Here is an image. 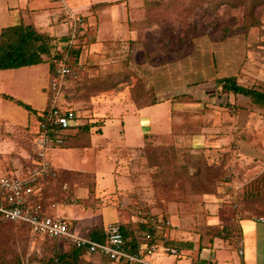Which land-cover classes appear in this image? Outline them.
Returning a JSON list of instances; mask_svg holds the SVG:
<instances>
[{
  "label": "crops",
  "instance_id": "crops-1",
  "mask_svg": "<svg viewBox=\"0 0 264 264\" xmlns=\"http://www.w3.org/2000/svg\"><path fill=\"white\" fill-rule=\"evenodd\" d=\"M175 1H180V6L184 5L181 0H0V33L5 27L25 23L33 25L39 31L49 33L55 43L59 42L61 48L69 40L68 27L64 24V20L67 11L71 10L84 16L86 31L93 34L92 41L87 42L82 39V44L78 46L80 60L84 55L83 64L86 66V73L71 87L70 101L77 111L78 125L98 123L95 124L96 129L91 126L90 131H78L74 128L70 132L72 139L67 147L79 150L84 166L76 168L54 165L58 170L66 171V176L73 183V191L80 196V202L89 207H98L109 203V199L104 195L119 199L121 203L118 206L121 207V204L126 203L125 208L121 207L126 211L119 212L120 216L113 222L123 224H134L137 219L143 217L130 208L138 202H143L153 213L169 217L171 224L159 225L154 240L159 244L177 247L180 253L178 256L156 255L154 259L158 263L206 264L212 261L213 264H264V220L260 219L264 217L243 212L240 215L230 203L231 197L227 187L203 194L190 193L182 199L174 200L162 195L160 198L154 196L150 180L147 178L137 180L132 177L130 171H133V167L127 170L128 166L125 164L128 160L120 156L125 148L141 150L148 142L150 143L151 137L153 139L156 135L167 134L172 130L174 125L172 101L169 100L171 96H166L165 93L175 86L173 82L175 79L170 78L169 75L170 70L173 68L179 70L185 63L187 64L183 69L187 68L188 74L192 75L193 79H199L200 74L204 76L197 81L199 85L208 82V87H199L200 92L206 94L207 101L204 102L208 103V106L226 110L228 114L225 118L237 120L240 127L244 128L248 126H244L243 123L248 125L250 120L253 121L256 117L252 112L257 106L247 96L233 94L235 99L237 98L234 104L231 100H222L223 94H220L219 90L222 87L220 80L231 76L237 77L238 83L249 85L243 77V69L246 65L250 66L247 69L254 68V61H257L252 60L255 54L254 52L253 55L250 54L249 49L250 44L258 45L251 43L249 31L244 34L229 35L224 39H219L212 33L194 36L192 51L183 55L184 57L181 54L176 60L147 57L142 41L155 39L152 37L161 26L158 20L162 19V17L158 18V14L161 11H169L170 3ZM180 6L178 5V9H181ZM184 8L185 6H182V9ZM263 42L264 40H261L259 44ZM257 47L258 50L255 52L260 50L261 54H264V45ZM161 54L157 56L161 57ZM189 62H193V66L188 67ZM195 65L198 67L195 68ZM51 71L50 65L45 86L46 103L42 110L48 104L47 89ZM217 71L221 73L216 74ZM259 72L262 78L260 80L254 75V83H264V68L259 67L257 74ZM130 74L132 77L138 76L145 86L144 101L141 102L143 108L135 109L136 112L129 111V103H131L129 99L125 100L118 95L120 91L127 97L128 89L137 84L131 76L128 78ZM183 74L187 78V73H181V76ZM177 78H180V75ZM187 83L190 82L187 80ZM212 87L218 93L214 97H212ZM175 95H180L182 99H190V96L183 92ZM89 107L92 108V112L88 111ZM215 112H219L220 115L212 117L213 120L220 121L222 111L215 109ZM158 114L162 120L164 118L165 128H162L161 122L156 121ZM38 125L28 126L30 129L28 131L34 130L33 133L36 135ZM158 125L159 129L153 128ZM145 127H148V130L143 131ZM206 134H209L208 131H204V135H200L199 139L204 141ZM222 140L227 141L225 138ZM223 143L227 145V142ZM114 147L119 148L116 153ZM219 148L216 147V150L218 151ZM33 156L32 152L26 166L23 160L19 165L9 166L10 174H24L30 166L29 163L32 164ZM89 180L94 182L92 183L94 185ZM91 185L94 186L93 192ZM229 185L230 182L221 186ZM100 189L104 191L102 194ZM70 195L73 194L70 192ZM64 198L57 204L53 203L56 206L52 207V204L50 212L66 216L70 220L67 212L60 214L55 210L61 204L69 202ZM98 198L107 199V202L98 203ZM71 223L70 220V226ZM231 226L237 229L235 233H231ZM99 227L93 226L89 229ZM148 227L152 229L150 224ZM240 249L243 250L242 253Z\"/></svg>",
  "mask_w": 264,
  "mask_h": 264
},
{
  "label": "rangeland",
  "instance_id": "rangeland-1",
  "mask_svg": "<svg viewBox=\"0 0 264 264\" xmlns=\"http://www.w3.org/2000/svg\"><path fill=\"white\" fill-rule=\"evenodd\" d=\"M181 1L184 2L182 5L185 6L184 9L180 6V1H175L170 3L169 11H161L158 14V18L162 17V19L158 20L161 26L158 27V30H154L156 35L152 38L155 39L148 40V42L142 41V47L149 59L158 58L160 60L161 58L171 61L176 60L181 54V56L188 54L189 51H192L193 44L192 41L189 42L190 38L188 37L201 35L203 31H211L218 38L224 34L229 36L249 31L251 43L264 45V42L259 44L261 40H264V2L256 5L252 0H227L228 5L219 6L217 9L212 8L210 12L206 10V14L201 20H193V16H190L186 21L185 29H183L178 16L192 12L190 4L187 6L188 3H192V0ZM219 1L212 0V5ZM178 5L181 9H178ZM4 23L6 24V22ZM225 28H228V31H225ZM67 33H69L68 28ZM48 42L55 45L52 48V53H58L59 42L55 43L52 36ZM258 45L250 44L249 49L250 54L253 55V52L255 54L252 60L256 59L257 61H254V68L247 69L250 66L246 65L243 69V77L247 80L248 86L254 83L255 76L260 80L262 78L261 72L257 74V71L259 67L264 68V54H261L260 50L255 52L258 50ZM160 54L161 57L157 56ZM49 57L53 58V56L47 55L46 59ZM83 57L80 60L81 63L84 62ZM199 62L201 63V61ZM191 66H193V62H189L188 67ZM183 67L179 70L176 68L170 70L169 75L170 78L175 79L173 80L175 86L165 93L166 96H171L169 100L172 101L174 124L172 130L167 134L156 135L153 139L151 137L150 143L148 142L141 150L135 151L127 148L122 150L120 156L128 160V163L125 164L128 166L127 170H131L133 167V171L130 172H132V177L137 180L142 178L150 180L154 196L160 198L167 196L174 200L182 199L190 193L203 194L206 191H216L227 187L231 197L230 203L234 209L240 208L244 214L264 217V109L257 106L258 108L256 107L252 112L256 114L254 120H250L248 125L243 123L248 128L240 127L237 120L225 118V115L228 114L226 110L208 106V103L204 102L207 101V97L205 93L200 92L199 87H208V82L202 85L197 82L204 76L200 74L199 79H193V76L188 74L187 68L183 69ZM49 68V61H45L24 68L0 71V177L10 174L9 166L19 165L21 160L25 161V166L29 162L35 133H33L34 130L28 131L30 130L28 126L36 127L38 125V114L45 106V86ZM184 72L187 73V78L184 77V74L181 76V73ZM219 72L215 73L219 74ZM179 75L180 78H177ZM130 76L134 81H137V84L135 83L133 88L128 89L127 97L124 96V92L120 91L118 95L125 100L129 99L131 102L129 111L136 112L143 108L141 102L144 101L145 86L138 76L132 77L130 74L128 78ZM206 76L208 78V75ZM187 80L190 83H187ZM219 90L220 94H223L222 100H231L235 104L237 98L235 99L234 92L228 94L224 91L223 86ZM178 92L186 93L190 99H182L180 95H175ZM212 94L214 97L218 93L213 90ZM14 98L21 100L22 103ZM167 103L169 102L167 101ZM26 104H30L31 109ZM184 109L186 110L183 111ZM215 109L222 111L220 121L212 118L220 115L219 112H215ZM88 111L92 112V108L89 107ZM156 121L161 122L162 128H165L166 122L159 114ZM97 123H93L92 128L96 129ZM153 128L159 129V125L153 126ZM146 129L148 130V127L143 128V131ZM204 131H208L209 134H206V139L201 141L199 136L204 135ZM241 132L243 133L241 134ZM223 138L227 141L222 140ZM221 140L227 142V145L222 144ZM216 147H220L218 151ZM117 149L119 148H113L115 153ZM79 154V150L73 147L50 148V158L55 166L80 168L84 165ZM228 182H230L229 186H221ZM54 188L50 191L51 193L59 194L61 192L59 186L56 190ZM99 191L101 194L104 192L103 189ZM248 192H250L249 198L247 195L245 196ZM72 197L79 202L70 200L55 210L60 214L68 213L72 221L71 228L78 234H88L89 228L93 226L104 227L115 221L120 216L119 212L126 211L118 206L121 203L119 199H114L112 196L104 195L109 199V203L98 207L86 206L80 202L78 194H73ZM124 205L127 206L126 203ZM51 245L53 243H49L46 239L34 238L24 225L0 221V264H40L42 257H48L52 251H55ZM85 261L84 264H117V262H106V256L100 254L87 255Z\"/></svg>",
  "mask_w": 264,
  "mask_h": 264
},
{
  "label": "built area",
  "instance_id": "built-area-1",
  "mask_svg": "<svg viewBox=\"0 0 264 264\" xmlns=\"http://www.w3.org/2000/svg\"><path fill=\"white\" fill-rule=\"evenodd\" d=\"M64 24L69 28V41L59 49L57 54L61 58L56 60V67L50 75L48 107L39 113L38 130L32 146L34 159L24 174L0 177V220L29 224L34 238L65 241L88 253L123 260L128 264H161L155 261L156 255L178 256L180 253L177 247L159 244L154 240L159 225L168 226L171 219L163 214L153 213L143 202L131 205L130 208L142 215L152 229L137 236L138 241L133 249L124 237L121 223L107 225L106 241H98L88 234L74 232L66 216L48 213L42 203L37 201L45 181L59 177V170L50 158V148L63 145L68 134L78 125L77 111L68 96L71 95L70 88L85 75L86 66L80 60L70 63L68 49L75 46L80 37L87 42L93 40V34L86 31L84 16L68 10ZM63 188L66 194L64 199L79 202L70 195L68 183H64ZM97 202L102 204L107 199L98 198ZM121 207L126 206L121 204ZM238 211L242 215L240 208ZM242 251L240 249L241 253ZM206 264L213 263L210 261Z\"/></svg>",
  "mask_w": 264,
  "mask_h": 264
},
{
  "label": "trees",
  "instance_id": "trees-1",
  "mask_svg": "<svg viewBox=\"0 0 264 264\" xmlns=\"http://www.w3.org/2000/svg\"><path fill=\"white\" fill-rule=\"evenodd\" d=\"M252 1H254L256 5L262 4L264 2V0H252ZM191 2L192 3H190V8H191L190 10H192V12L178 16L183 29H185L186 21L190 16H193L194 18L193 20L196 21L201 20L205 16L204 14H206V10L210 12L212 11V8L217 9L219 6L228 5L229 3L227 0H220L219 2L213 5H212V0H192ZM203 25H205V23H203ZM225 31H228V28H225ZM208 33L211 34V31H203L201 34H208ZM194 36L196 35H190L188 37L190 38L189 42L192 41ZM227 36H228L227 34H224L219 39H224ZM50 38L51 35L49 33L39 31L33 25H27L25 23H17L12 26L3 28L0 33V70L20 68L24 66H29V65H34L41 62L49 61L53 71L56 67V60L60 59L61 57L58 54H56L57 52L55 54L52 53V48H54L55 45L49 44L48 41L50 40ZM82 39L83 37H80L78 43L72 48L68 49L69 52L68 61H70V63L78 62L80 60L79 58L80 48L78 46L82 44ZM66 46L69 47L68 45ZM47 55L48 56L50 55L51 57L53 56V58L49 57L50 59L49 58L46 59ZM220 83L222 84L225 92L227 93L234 92L245 95L251 100L253 104L258 106L259 108L264 109V83H260L261 84L260 86H257L256 84H253L251 86H245L238 83V79L235 76L226 77L220 80ZM71 90L72 89L70 88L69 92H71ZM5 96L12 99V97L8 95ZM68 98L69 100L71 99L70 96H68ZM18 102L22 103V101H18ZM26 106L31 109L30 105L26 104ZM47 107L48 104L46 108ZM91 126H93V123H86L85 125H76L75 128L78 129V131L80 130L89 131ZM71 139H72V135L68 134L65 143L60 146H69ZM29 165H31V163H29ZM65 172L66 171L64 170H59L58 178L47 179L43 185L42 190L40 191V194L38 195L37 201L42 203V205L44 206L45 210L48 213H51L50 210L52 203L57 204L62 198L66 196L65 190L63 188L64 183H68V185L70 184L69 186L70 192L72 194H75L72 186L73 183L69 181ZM89 181L91 184L94 183L91 180ZM58 186L61 191L59 194L50 192L52 191L53 187L57 188ZM91 189H92L91 191L93 192L94 186H92ZM206 192H213V191H206ZM248 194H250V192L245 194V196L247 195V198H249ZM3 222L13 223V224L15 223L10 221H3ZM15 224L24 225L28 229L29 233L32 235L31 227L29 224L27 223H15ZM121 228L127 243H129V246L132 247L133 249H135L138 241L137 236L143 231L150 230V228L148 227V221L143 217L137 219L134 224L121 223ZM231 228H232L231 233H235L237 231V229L234 228L233 226H231ZM88 235L94 238L95 240L102 242L106 241L105 227H99V228H94L93 230H89ZM46 240L49 241V243H53L51 247L55 251L54 252L52 251V254L49 255L48 257L47 256L42 257L41 258L42 262L40 264H84L86 262L85 257L87 255H98L96 253H88L85 249L78 248L75 245L65 241L49 240V239ZM106 258H107L106 262L108 263L117 262V264H128L123 260H114L108 257Z\"/></svg>",
  "mask_w": 264,
  "mask_h": 264
}]
</instances>
